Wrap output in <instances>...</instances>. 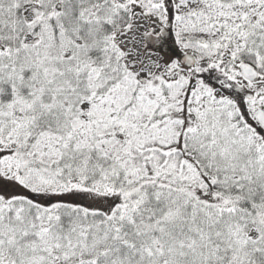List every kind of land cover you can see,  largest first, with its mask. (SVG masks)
<instances>
[{
	"label": "snow or ice",
	"instance_id": "obj_1",
	"mask_svg": "<svg viewBox=\"0 0 264 264\" xmlns=\"http://www.w3.org/2000/svg\"><path fill=\"white\" fill-rule=\"evenodd\" d=\"M0 264H264V0H0Z\"/></svg>",
	"mask_w": 264,
	"mask_h": 264
}]
</instances>
